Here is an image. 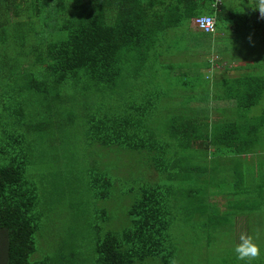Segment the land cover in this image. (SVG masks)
I'll return each instance as SVG.
<instances>
[{"label": "trees", "instance_id": "trees-1", "mask_svg": "<svg viewBox=\"0 0 264 264\" xmlns=\"http://www.w3.org/2000/svg\"><path fill=\"white\" fill-rule=\"evenodd\" d=\"M243 2L0 0V264H183L189 236L206 264H248L234 248L263 223L264 110H242L261 101L264 74L189 58L212 41L191 27L203 14L214 31L244 22L264 38L258 0ZM160 65L181 86L165 106ZM203 67L225 75L217 93ZM192 98L215 100L213 111ZM44 99L52 117L35 112ZM117 189L113 225L105 204ZM258 244L251 264H264Z\"/></svg>", "mask_w": 264, "mask_h": 264}, {"label": "rangeland", "instance_id": "rangeland-1", "mask_svg": "<svg viewBox=\"0 0 264 264\" xmlns=\"http://www.w3.org/2000/svg\"><path fill=\"white\" fill-rule=\"evenodd\" d=\"M230 4L233 5V8L235 10L241 11L244 7V2L243 0H226ZM247 13L243 11L242 17H247ZM242 23V22H241ZM239 24L238 28L235 30L229 29V30H219V31H214V33H211V38L212 41L209 43L202 44V47L204 49H199V52L194 55V56H189L190 60L192 59H197L201 60L203 58H209L210 60H215V59H220V62H215L213 61V65L215 69L221 68L222 64H228L230 66H234L235 64H244V65H250L252 68H255L257 72L264 74V38L262 35V32L259 29H256L255 27H249L246 23ZM9 22L7 20L6 25H8ZM27 25V23L25 24ZM192 29L195 30L196 34L201 38L203 34H201L200 30H197L195 27L191 25ZM9 30V29H8ZM8 30L5 32L6 35H8ZM214 38V40H213ZM185 55L183 53L178 54V58H174L175 61H183V58ZM229 67V66H228ZM173 70L175 71H186L188 73L193 71H196L197 69L195 68H174ZM199 70V69H198ZM210 69L208 68H201V71L203 73H206L210 77L207 80V85L210 87V93H217L218 89H216V86L219 85V80L221 78H224L225 75H217V74H209ZM155 74H160L157 84V89L160 91L161 94H164L165 92L168 91V94L171 93H176L179 91L181 86H179L180 78L175 75V73H170L166 74V72L163 70V66L160 65L159 68L154 71ZM237 71L233 70L230 68L227 73H235ZM163 73V74H162ZM164 77V78H162ZM158 78V77H157ZM156 78V79H157ZM202 93V92H201ZM178 94H171V95H166L165 97L167 98L166 103H161V106L170 105L172 99L177 98ZM196 98H192V104H200L203 102L205 103L206 108L212 112L213 109L211 108L212 104L215 102V100H211L210 98H205L200 101H195ZM225 103L219 102L218 105L223 106ZM203 108V106H202ZM42 109V112H45L52 117V110H53V103L52 100L49 99H44L43 101H39L38 103H35V112L40 111ZM204 109V108H203ZM264 110V92H263V97L261 101L253 106H251L250 109L245 110L243 109L242 112L244 114H247L249 117H254L257 115L262 114ZM79 112V111H78ZM203 113H206V110L203 111ZM232 116H237L238 112L234 111L231 113ZM45 116V115H44ZM47 117L45 116V119ZM40 116H36L35 122H39ZM77 118V120H79ZM65 120H68V117L65 116ZM213 153V151H212ZM41 152H36L34 156V162L38 165L39 169L42 171H45V167L39 163L38 161V155H40ZM96 156H91L88 158L94 159ZM259 159H261L264 163V152L259 156ZM115 196L112 199L113 202L106 203V213L108 218L111 219V222L113 225H118L121 224L122 222V209L120 208V192L119 189L115 190ZM211 201L216 203L217 206H220L224 198L223 197H218L217 199L211 198ZM59 209L55 211V214ZM54 215V214H53ZM66 220L70 224L73 219L66 215ZM261 225L260 228L255 230L254 233L251 235H254L256 238L257 243L264 242V214H262L261 219H260ZM240 223V221H239ZM252 226V225H251ZM237 229V232L239 233V230H243L240 228L239 225L235 227ZM234 232V230L232 231ZM188 233V232H187ZM190 235V233H189ZM230 238L231 241H227V239ZM233 238V240L231 239ZM194 237L189 236L187 238V247H186V253L182 255L181 261L183 264H206V258L201 256L203 253V248L199 247L201 245V242L198 241L193 245ZM218 241L220 244L223 245H228V244H233L234 242V236L231 234L229 235H220L218 238Z\"/></svg>", "mask_w": 264, "mask_h": 264}, {"label": "clouds", "instance_id": "clouds-1", "mask_svg": "<svg viewBox=\"0 0 264 264\" xmlns=\"http://www.w3.org/2000/svg\"><path fill=\"white\" fill-rule=\"evenodd\" d=\"M255 10L260 13V18L264 19V0H258V7ZM199 19L202 21L201 28L203 30L209 31L214 28L215 20L213 16L203 14ZM234 251L238 260L247 261L248 264H251L252 261L258 259L261 255V247L257 243L256 238L254 235L247 233H241ZM172 264H178V262L173 260Z\"/></svg>", "mask_w": 264, "mask_h": 264}, {"label": "built area", "instance_id": "built-area-1", "mask_svg": "<svg viewBox=\"0 0 264 264\" xmlns=\"http://www.w3.org/2000/svg\"><path fill=\"white\" fill-rule=\"evenodd\" d=\"M199 17H200V16H196V17H194V18L192 19V25H193L196 29L200 30V31L203 32V33H213L214 28H213L212 30H209V31H205V30H203V29L201 28V23H202V21L199 19Z\"/></svg>", "mask_w": 264, "mask_h": 264}]
</instances>
